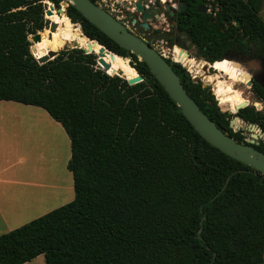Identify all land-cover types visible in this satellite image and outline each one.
<instances>
[{
  "label": "trees",
  "instance_id": "trees-1",
  "mask_svg": "<svg viewBox=\"0 0 264 264\" xmlns=\"http://www.w3.org/2000/svg\"><path fill=\"white\" fill-rule=\"evenodd\" d=\"M46 1L56 8L60 2L0 0V100L41 107L60 123L70 140L66 167L74 198L0 234V264H24L39 254L44 264H264V175L207 142L145 62L73 5L66 7L71 22L59 24L53 11L48 18L57 31L44 29ZM175 1L185 7L166 13L174 30H152L168 46L183 47L177 32L183 33L197 57L245 82L247 75L222 59L264 62L263 0ZM198 5L210 10L199 12ZM37 31L40 41L31 46L29 36ZM85 36L115 53L104 57L107 72L117 73L119 57L130 55L128 77L137 71L143 80L128 84L106 73L96 55L82 49L95 46ZM75 42L82 48L61 49L44 63L34 57ZM166 60L220 129L247 143L229 123L238 115L264 134L262 110L246 104L236 113L240 99L219 105L209 85ZM213 85L219 100L238 98L219 77ZM250 89L264 103V82L254 79ZM251 145L264 153V139Z\"/></svg>",
  "mask_w": 264,
  "mask_h": 264
},
{
  "label": "water",
  "instance_id": "water-1",
  "mask_svg": "<svg viewBox=\"0 0 264 264\" xmlns=\"http://www.w3.org/2000/svg\"><path fill=\"white\" fill-rule=\"evenodd\" d=\"M121 0H117L120 2ZM157 0H129V2H122L126 7L127 14L132 17L133 13H137L140 16V25L147 29L149 28V23L153 21L156 17H159L162 13V6L155 4ZM48 8L44 10V14L49 16L55 11L59 15H66V7L71 4L73 5L86 19L97 26L102 32L114 40L124 49L135 54L139 60L144 61L150 72L155 76L159 83L163 86L169 96L174 100L176 105L181 110L182 114L191 123L193 128L211 145L218 148L220 151L230 156L231 158L251 167L253 172L256 174L260 172L264 175V153L251 144L257 141L249 140L237 141L232 136L228 135L227 132L220 129L214 121H212L198 106L195 100L188 94L183 85L181 84L180 78L174 71L172 66L168 63L166 58L158 52L155 45H152V40H146L140 37L138 34L130 30L123 21L117 19L114 14L110 13L107 8L99 4L97 1L91 0H60L59 6L56 8L54 4L47 1ZM164 10L168 11L169 14H173L170 10V3L166 0L163 4ZM185 5L181 4L180 1L177 2V10L184 9ZM133 8L132 10H130ZM197 10L199 12H208V7L206 5H198ZM135 22V19H133ZM238 21H235V23ZM57 27L56 21H50L48 24V29L53 32ZM81 30V28H80ZM82 32V31H81ZM41 31H37L31 34V40L37 42L40 40ZM88 38V37H86ZM89 39V38H88ZM96 44H98L97 50H86L79 46V44L72 43L74 47L72 48H82L85 53H94L96 55L97 65L103 69L106 73L110 75H118L124 78L128 84H134L143 80V77L137 73L134 76H126L121 70L117 73H109L107 70L110 67V63L107 62L104 57L109 54L112 58L115 55L114 52L107 49L105 46L101 45L94 39ZM187 56L188 52L180 48ZM58 54V50H49L46 54L41 56H34L38 63H44L48 60L53 59ZM127 61L130 60V55L126 57ZM234 64L241 65L245 70L248 77L247 85L251 86V78L253 74L250 71L249 64L260 66L263 61L252 60L248 65H243L240 61L232 59ZM205 70L207 69L204 66ZM194 81L198 79L201 80L202 76H192ZM203 85L208 86L210 82L208 80L203 81ZM219 103V102H218ZM247 103H241L235 108L237 113L239 108L246 105ZM238 119H241L238 115ZM242 120V119H241ZM251 128H256L257 124L247 123ZM230 126L233 127L232 122ZM259 134L262 135V131L259 129ZM256 137L255 134H252ZM224 188V187H223ZM222 188V189H223ZM219 192L214 196L216 197ZM213 197V198H214ZM212 198V199H213ZM200 231V230H199Z\"/></svg>",
  "mask_w": 264,
  "mask_h": 264
},
{
  "label": "rangeland",
  "instance_id": "rangeland-1",
  "mask_svg": "<svg viewBox=\"0 0 264 264\" xmlns=\"http://www.w3.org/2000/svg\"><path fill=\"white\" fill-rule=\"evenodd\" d=\"M164 1V0H162ZM170 3L172 4V8L176 9L177 7V1L175 0H169ZM99 4L102 6L106 7L107 10L112 12L116 17H118L120 20H123L124 24L132 30L134 33L138 34L140 37L146 39V40H152V45H155L157 49L166 57H168L170 60L174 62H179L189 73L191 76H202L201 81L208 80L210 82V89L214 94V97L217 99L219 102V98L214 90V81L218 77L224 81V79L233 80V87H231L229 84V87L232 88V90L235 92L236 96L238 97L237 99H240L247 104H252L255 106L256 109L262 110L264 112V103L258 101L254 94L252 93L250 86L247 85V81L245 82L243 79L240 78H229L228 75L224 73H219L217 70H215L214 66H211V63H208L207 61L203 60L202 58H199L196 56L195 52V47L191 45L190 41L185 39V45L183 47H180L176 44L173 46H168L167 41L163 37H159L158 34H154L152 32L153 29L159 30L160 34L161 32H172L174 29L173 27L170 28V23L166 22L164 20V17L162 14H160L159 17H156L153 21L149 23V28L145 29L144 31H141L139 29V14L133 13V16L137 18V23L135 25L131 22L130 19L127 18L126 16V11L128 8L122 4L118 3L115 5H112L109 0H97ZM46 6L45 9L48 8V3L47 1L45 2ZM55 12V11H54ZM56 14V12H55ZM59 15V14H56ZM261 15L264 19V0L262 4V10H261ZM61 17V15H59ZM44 18L47 20L48 24L50 22V19L48 16L44 14ZM59 18V24L61 22ZM66 20V19H65ZM68 22V20H67ZM63 23V27L65 28L69 23ZM48 24L46 28L48 29ZM76 24L79 28V24ZM58 25L56 27L57 31ZM42 29L41 31H43ZM180 37L184 38V35L182 33L179 34ZM29 40L31 42V46L33 45V41L31 40V37L29 36ZM157 43V44H156ZM30 46V47H31ZM74 45L72 43L67 44L64 47H61L57 49L58 51L61 49H68L72 48ZM178 48H182L184 51L188 52V56L184 61H178L175 58L176 50ZM196 61V64L192 66L191 61ZM232 60V59H229ZM128 63V61H127ZM118 65V64H117ZM129 67L132 69L131 72H134V69L130 66L128 63ZM206 66L205 68H203ZM240 69L246 74V70L241 66ZM210 75H213L212 77H216L214 79L210 78ZM235 80V81H234ZM235 100V99H234ZM3 101V100H1ZM0 101V102H1ZM4 103H9V101H5ZM21 105V104H20ZM220 105V104H219ZM25 106V105H24ZM24 108V107H22ZM231 114L233 112H229ZM4 122H10V123H16V127L18 128V138L20 140V143L24 144L25 148V162H28V160L31 158L32 160L34 159L33 152H37L40 154H37V157H40L41 163L43 169L50 170L51 173L56 172L57 174H60V178H65V180H61V184L58 183V185H61L58 190H60V196L57 199V206L59 207L69 201H71L74 198V189H73V179H72V174L71 172L67 169L66 167V161L67 158L70 156V140L68 135L66 134L65 130L63 127L60 125V123H55L51 125H45L41 121H39L36 118H33V115L31 114H20L19 116H16V114H5L3 118ZM2 121V120H1ZM233 130H242L243 135L245 136V140H254L258 141L260 139H264V134L260 135L259 134V128L257 130H250L247 126V123H241L240 125L238 124L237 126L232 127ZM257 131V132H256ZM252 134H255L256 137H254ZM32 143V144H31ZM21 148V146H19ZM31 151V155H30ZM65 176V177H64ZM24 264H44V255L39 254L32 260L24 263Z\"/></svg>",
  "mask_w": 264,
  "mask_h": 264
},
{
  "label": "crops",
  "instance_id": "crops-1",
  "mask_svg": "<svg viewBox=\"0 0 264 264\" xmlns=\"http://www.w3.org/2000/svg\"><path fill=\"white\" fill-rule=\"evenodd\" d=\"M5 101L9 103L3 104ZM26 113L45 125L57 123L41 107L11 100L0 102V234L54 209L60 196L58 183L65 180L60 174L43 169L37 157L40 153L33 152L36 157L25 162L26 150L18 138L17 124L4 122L3 118L5 114Z\"/></svg>",
  "mask_w": 264,
  "mask_h": 264
},
{
  "label": "flooded vegetation",
  "instance_id": "flooded-vegetation-1",
  "mask_svg": "<svg viewBox=\"0 0 264 264\" xmlns=\"http://www.w3.org/2000/svg\"><path fill=\"white\" fill-rule=\"evenodd\" d=\"M97 1V0H96ZM118 4V3H117ZM156 4H158V5H160L161 6V3H159L158 1H157V3ZM207 7H208V11L210 10V8H209V6L208 5H206ZM171 7H172V5H170V9H171ZM173 11V10H172ZM166 13H169L168 11H166V10H164V8H162V16L164 17V20L168 23H170V28H174V26H175V21L174 20H170L168 17H167V15H166ZM171 15V14H170ZM173 15V14H172ZM171 15V16H172ZM126 16H127V18L128 19H130L131 20V22L135 25V23H137V18L136 17H134L133 15H132V17H130L128 14H127V11H126ZM139 18H140V16H139ZM133 19H135V22H133ZM121 21H123V20H121ZM139 25H140V22L138 23ZM141 26V25H140ZM46 28V27H45ZM180 32H177V35L180 37ZM183 34V33H182ZM184 35V34H183ZM185 39H187V40H189L185 35H184V38L183 37H180V40H181V42H182V44L183 45H185ZM173 46V45H172ZM234 59H236V60H238V61H240L243 65H248L249 63H250V61H252V60H256V61H261V59L260 58H258V57H255V56H238V57H235ZM211 66H213L212 64H211ZM249 66V68H250V71H251V73L253 74V76H252V78H251V81L252 80H254V79H257V80H259V81H261V82H264V62H263V64L261 63L260 64V66H257V65H253V64H249L248 65ZM215 70H217V67H215ZM219 72V71H218ZM219 73H223L222 71H220ZM231 78V77H230ZM235 78H238V77H235ZM240 79H242V78H240ZM222 80V79H221ZM244 80V79H243ZM223 81V80H222ZM224 81L225 82H227L225 79H224ZM228 83V82H227ZM252 85V84H251ZM251 87V86H250Z\"/></svg>",
  "mask_w": 264,
  "mask_h": 264
},
{
  "label": "bare ground",
  "instance_id": "bare-ground-1",
  "mask_svg": "<svg viewBox=\"0 0 264 264\" xmlns=\"http://www.w3.org/2000/svg\"><path fill=\"white\" fill-rule=\"evenodd\" d=\"M57 14V13H56ZM61 20H64V19H67V20H69L70 21V19L67 17V16H65V15H61ZM71 22V21H70ZM53 32H56V29L53 31ZM50 33H52V32H50ZM86 37V36H85ZM49 39H50V35H49V37H48ZM88 39V38H87ZM40 41V40H39ZM38 42V41H37ZM93 44L95 45L94 46V48H93V50H97V48H96V46H98V44H96L94 41H93ZM51 50H57L56 48H54V49H51ZM177 60L178 61H182V59L183 58H187V55L183 52V51H181L180 50V48H178L177 49ZM46 54V53H45ZM43 55V54H42ZM41 56V55H40ZM120 59H122V62H120L119 64H118V67H120V69L122 70V72H123V74H125V75H130V74H132V72H131V70H130V67H129V65H128V63H127V59L126 58H124V57H119ZM179 58L181 59V60H179ZM222 60H225V61H228V62H230L236 69H239V70H241L240 69V66L239 65H236V64H234V62L232 61V60H229V59H227V58H224V59H222ZM217 71H221V68L220 67H217ZM243 72V71H242ZM247 75V74H246ZM230 78V77H229ZM226 80V79H225ZM227 82H228V84L231 86V87H233V80L232 79H229V80H226ZM235 81V80H234ZM235 100H237V98L235 99ZM233 98H223V99H221V100H219V104H226V105H228V106H232V104L234 103V101H235ZM236 120H241V119H238L236 116H234L233 118H231L230 120H229V123L230 122H232V125L234 126V122L236 121ZM243 123L245 122V121H243V120H241ZM247 126H248V128L250 129V130H252V131H254V130H257L258 129V126L255 128H251L248 124H247ZM257 132V131H256Z\"/></svg>",
  "mask_w": 264,
  "mask_h": 264
},
{
  "label": "built area",
  "instance_id": "built-area-1",
  "mask_svg": "<svg viewBox=\"0 0 264 264\" xmlns=\"http://www.w3.org/2000/svg\"><path fill=\"white\" fill-rule=\"evenodd\" d=\"M105 1V0H104ZM110 1V3L112 4V5H115V4H117V3H122V2H129V0H121L120 2H117V0H109ZM159 3H161V6H162V8L164 7V3L166 2V0H164V1H162V0H157ZM157 1H156V3H157ZM167 1H169V0H167ZM155 3V4H156ZM169 3H170V1H169ZM123 4V3H122ZM170 5H172L171 3H170ZM104 6H106V5H104ZM106 8V7H105ZM128 8V7H127ZM133 8H131L130 10H132ZM128 10H129V8H128ZM109 11V10H108ZM110 12V11H109ZM110 13H112V12H110ZM113 14V13H112ZM115 17H116V15H114ZM117 19H119L118 17H116ZM120 20V19H119ZM157 44V43H156ZM158 52L161 54V55H163L159 50H158ZM164 56V55H163ZM165 58H168V57H166V56H164Z\"/></svg>",
  "mask_w": 264,
  "mask_h": 264
}]
</instances>
